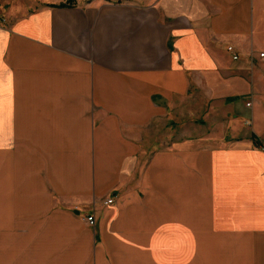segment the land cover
Listing matches in <instances>:
<instances>
[{
    "label": "crops",
    "instance_id": "0c3cea01",
    "mask_svg": "<svg viewBox=\"0 0 264 264\" xmlns=\"http://www.w3.org/2000/svg\"><path fill=\"white\" fill-rule=\"evenodd\" d=\"M2 4L0 264H264V0Z\"/></svg>",
    "mask_w": 264,
    "mask_h": 264
},
{
    "label": "rangeland",
    "instance_id": "374dc122",
    "mask_svg": "<svg viewBox=\"0 0 264 264\" xmlns=\"http://www.w3.org/2000/svg\"><path fill=\"white\" fill-rule=\"evenodd\" d=\"M0 1H2V3H4L5 1H10V2H13V3H17V4H22L23 6H25V8H27V9H32V8H36V4H35V1L36 0H0ZM31 4V5H30ZM2 6H3V4L2 5H0V21L2 22V23H5V20H6V14H5V11H4V9L2 8ZM4 7V6H3ZM7 7H8V5H7ZM26 9V10H27ZM194 109H195V111H197V113H198V116H199V118H193L192 120H193V122L194 121H197V125L198 124H200L199 123V121H201L200 120V118H202V115L203 114H201V113H203L202 111H203V108L202 107H194ZM206 109V108H205ZM216 115H214L212 118L211 117H209V120L208 121H211L212 120V124H210L211 126H214V125H217V122H216ZM184 122H175L174 124H171L170 125V123H169V125L166 127V129H165V127H164V125H161L160 126V132L158 133V132H156V134H160V135H165V134H167L169 131H170V134L172 133V132H174V127H177V129H179L180 128V126H182V124H183ZM196 124V123H195ZM195 124L192 126V128L193 129H195V128H198V126H195ZM173 125V126H172ZM168 129V130H167ZM155 130H157V128L155 129ZM214 130H216V129H214ZM162 141V140H161ZM215 142H214V144H216L217 142V140H214ZM107 201L108 200H106V202H105V204L107 203ZM107 205V204H106ZM97 220V219H96ZM96 224H97V221H96Z\"/></svg>",
    "mask_w": 264,
    "mask_h": 264
},
{
    "label": "built area",
    "instance_id": "2783aa9c",
    "mask_svg": "<svg viewBox=\"0 0 264 264\" xmlns=\"http://www.w3.org/2000/svg\"><path fill=\"white\" fill-rule=\"evenodd\" d=\"M227 51L232 54L233 56V59L234 60H238V56L235 55V52H234V49L233 47H228ZM259 59L260 60H264V52L260 53L259 54ZM248 106H250V104H248ZM114 203V200L113 199H108L107 201V205H111ZM86 223L90 226V227H95L96 226V217L94 215H89L86 217L85 219Z\"/></svg>",
    "mask_w": 264,
    "mask_h": 264
},
{
    "label": "trees",
    "instance_id": "16d2710c",
    "mask_svg": "<svg viewBox=\"0 0 264 264\" xmlns=\"http://www.w3.org/2000/svg\"><path fill=\"white\" fill-rule=\"evenodd\" d=\"M73 2H74V0H68V4H69V5H72Z\"/></svg>",
    "mask_w": 264,
    "mask_h": 264
}]
</instances>
